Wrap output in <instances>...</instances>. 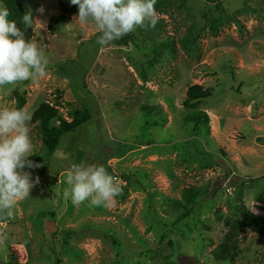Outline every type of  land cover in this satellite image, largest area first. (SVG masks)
<instances>
[{
  "label": "rangeland",
  "instance_id": "rangeland-1",
  "mask_svg": "<svg viewBox=\"0 0 264 264\" xmlns=\"http://www.w3.org/2000/svg\"><path fill=\"white\" fill-rule=\"evenodd\" d=\"M20 3L49 63L45 76L0 88V108H16L18 91L32 115L49 103L69 122L84 110L92 120L52 156L29 122L44 162L25 171L40 182L0 219V264L13 252L22 264H220L213 251L234 223L239 254L222 264H264V0H157L154 27L105 51L70 0ZM62 7L75 14L50 31ZM195 85L213 96L188 109ZM198 111L210 123L196 130L186 118ZM73 163L103 165L122 195L107 208L66 200ZM189 189L200 193L191 203Z\"/></svg>",
  "mask_w": 264,
  "mask_h": 264
},
{
  "label": "clouds",
  "instance_id": "clouds-1",
  "mask_svg": "<svg viewBox=\"0 0 264 264\" xmlns=\"http://www.w3.org/2000/svg\"><path fill=\"white\" fill-rule=\"evenodd\" d=\"M78 6L74 19L81 25L94 22L100 35L96 43L105 51L113 41L122 39L138 27L147 29L156 24L157 0H70ZM38 11L43 12V9ZM7 7H0V88L16 85L46 74L48 59L36 43L25 39V32L17 23L9 20ZM25 28L32 27L34 20L29 9L23 16ZM32 114L23 108H0V219L14 218L18 201L29 197L30 190L39 184V176L32 179L25 168L41 167L28 157L32 156L29 122ZM63 190L64 198L79 206L90 201L91 207L107 208L122 195L118 178L110 175L98 163H73L67 170ZM248 207L255 212L253 204ZM8 240L0 233V245Z\"/></svg>",
  "mask_w": 264,
  "mask_h": 264
},
{
  "label": "trees",
  "instance_id": "trees-1",
  "mask_svg": "<svg viewBox=\"0 0 264 264\" xmlns=\"http://www.w3.org/2000/svg\"><path fill=\"white\" fill-rule=\"evenodd\" d=\"M3 7H7L10 15L9 20H13L17 23V26L25 32V39L32 41L35 34L33 27L25 28L22 22V16L24 15L23 7L20 0H0ZM75 14L74 10H69L62 7L59 15L53 16L50 19L48 29L55 31L56 27L60 24L66 23L70 20V17ZM133 43V38L130 34L125 35L122 39L116 40L115 44L119 47H129ZM16 96V108H25L27 104L26 95L20 92L15 93ZM213 96L211 89H205L202 86L195 85L188 89L184 106L188 109H192L197 102L204 101ZM71 121L63 119L56 106H52L49 103H42L33 113L31 123L35 125L41 134L42 141L47 150L48 156H52L60 146L61 140L64 135L73 133L81 126L89 123L92 120V113L89 110L79 111L71 116ZM58 121L60 124L58 127H53L52 122ZM188 123H194L196 130L202 126H208L210 123L209 115L203 111H198L186 118ZM118 152V151H117ZM29 160L40 163L44 162L41 158L36 156L28 157ZM252 183L255 180H251ZM200 193L194 189L186 191L185 199L187 203H191L195 198L199 197ZM250 220V219H249ZM253 221V220H252ZM255 221V220H254ZM239 228L234 223L231 225L228 233L226 234L223 242L214 249L213 256L216 262L229 263L234 261L239 254V247L241 241L239 239ZM7 264H22L18 258L16 252L11 254V259Z\"/></svg>",
  "mask_w": 264,
  "mask_h": 264
}]
</instances>
